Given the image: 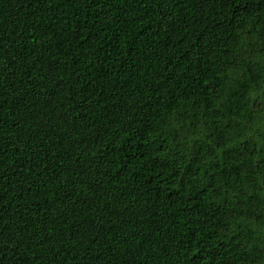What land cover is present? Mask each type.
<instances>
[{"label": "trees", "instance_id": "16d2710c", "mask_svg": "<svg viewBox=\"0 0 264 264\" xmlns=\"http://www.w3.org/2000/svg\"><path fill=\"white\" fill-rule=\"evenodd\" d=\"M0 264H264V0H0Z\"/></svg>", "mask_w": 264, "mask_h": 264}]
</instances>
